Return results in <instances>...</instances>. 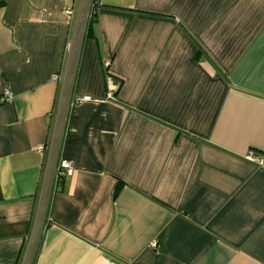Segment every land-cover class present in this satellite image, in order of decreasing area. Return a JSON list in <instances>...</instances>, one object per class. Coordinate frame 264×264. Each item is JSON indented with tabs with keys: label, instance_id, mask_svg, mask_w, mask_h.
<instances>
[{
	"label": "crops",
	"instance_id": "crops-1",
	"mask_svg": "<svg viewBox=\"0 0 264 264\" xmlns=\"http://www.w3.org/2000/svg\"><path fill=\"white\" fill-rule=\"evenodd\" d=\"M77 5L0 0V264L33 230ZM62 159L31 264H264V0H90Z\"/></svg>",
	"mask_w": 264,
	"mask_h": 264
},
{
	"label": "water",
	"instance_id": "water-1",
	"mask_svg": "<svg viewBox=\"0 0 264 264\" xmlns=\"http://www.w3.org/2000/svg\"><path fill=\"white\" fill-rule=\"evenodd\" d=\"M90 0H78L74 16L71 39L69 43L65 70L61 82V89L58 99L57 112L51 138L44 179L41 188V195L38 204L37 214L29 243L22 261V264H31L40 234L45 220L47 201L53 180L55 164L62 136L66 111L69 105L71 87L79 55L80 45L86 25L87 13Z\"/></svg>",
	"mask_w": 264,
	"mask_h": 264
},
{
	"label": "built area",
	"instance_id": "built-area-1",
	"mask_svg": "<svg viewBox=\"0 0 264 264\" xmlns=\"http://www.w3.org/2000/svg\"><path fill=\"white\" fill-rule=\"evenodd\" d=\"M70 10H67V13L70 14ZM53 80H57L58 78L56 76L52 77ZM11 98V94L9 92H5L3 96L0 97V102L8 101ZM249 158H252V156L249 154ZM73 166L72 163L67 159H62L58 166L55 168V176L58 179L65 178L66 176L70 175L72 173Z\"/></svg>",
	"mask_w": 264,
	"mask_h": 264
}]
</instances>
